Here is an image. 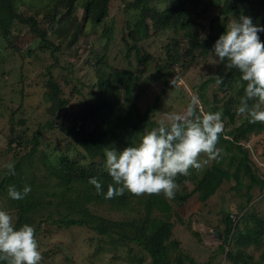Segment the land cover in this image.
<instances>
[{
    "label": "trees",
    "instance_id": "trees-1",
    "mask_svg": "<svg viewBox=\"0 0 264 264\" xmlns=\"http://www.w3.org/2000/svg\"><path fill=\"white\" fill-rule=\"evenodd\" d=\"M23 1L25 0H0V21L5 15H9L12 20L17 19L19 24H27L30 31L44 39L47 30L40 29L39 22L50 20L56 23L54 31L60 39L58 44H52L49 49L52 62L44 67L46 75L44 94L49 101L46 108L48 115H55L57 111L67 108L68 104V99L64 97L61 83L55 78V74L63 77L62 80L70 84L71 81L63 72L66 69L65 65L73 66V64L60 60L59 55L69 47V44L78 42L82 34H85V21H93L101 35L100 41L105 39V42L102 51L96 49L92 58H85L88 66L93 68L94 74L84 75L86 79L75 75L71 89L73 93L78 94L85 87L89 88L91 84H95L99 89V95L92 102L87 101L84 105L81 104L79 111L83 109L84 118H89L93 129L97 128L98 131L108 134L121 145L122 149L136 145L140 136L154 128L155 122L151 119V112L158 101L141 111L137 104V96L133 94L135 76L130 67L132 62L128 60L127 67L113 70L107 60L106 51L112 42V31L115 30L113 19L107 20L109 0L80 1L83 8L82 20L74 15L68 22L64 20L62 23H59L56 17L55 8L66 2L73 4L76 0H51L37 11L26 15L25 18L17 12L19 9L16 6L17 2ZM50 8L54 13L48 11ZM127 8L129 10L125 20L126 28L122 44L125 47L126 58L129 59L133 54L139 64L152 65L154 71H151L150 75L153 81L170 75L174 65H187L183 61H193L199 54L206 56L214 54L213 46L219 36L224 33L230 15L237 19L241 15L249 16L254 24L264 28V0H172L164 7H160L154 0H131ZM212 8H217V13L209 22L210 33L200 39L198 31L203 28L202 18ZM12 25V21L7 23L6 28H2L0 24L1 37L10 46H13L14 41L17 40L16 33L12 31ZM158 35H166L168 39L160 47L157 56L150 59L152 55L145 48L146 42L151 36ZM259 36L264 42V31H261ZM186 43H188L187 46L180 52V45ZM91 60L96 63L91 64ZM224 65L225 62H219L216 72ZM106 68H109L108 71ZM240 75L237 69L226 68L225 73L218 76L223 78V83L219 84L223 88H229L232 82L236 85L235 92L226 96L221 108L222 119L226 118L229 122L234 121L237 114L235 107L236 105L238 107L240 103L236 100V96H244L246 83L240 79ZM210 80H216V76L203 82L200 88ZM115 86H122L123 89L118 99L110 97L111 89ZM198 97L204 98L202 93ZM252 103L249 101L250 105ZM19 120L23 122L22 119ZM72 120L74 121L72 124L75 125L77 113L73 115ZM55 122L56 118H50L45 123H39L36 129L32 130L27 127L18 128L11 124L8 148L14 154L17 153L11 162L14 164L15 175H6L5 168L0 171V210H5L9 214L14 212L15 226L19 228L23 224H29L34 227L35 234L45 231L44 226L52 223L67 227L86 226L101 236L116 239V242L134 243L141 249L138 257L139 264H168L170 249L175 251L181 249L179 241L172 238L173 224L168 218L171 204L163 197V193L136 196L125 191L122 196L105 199L108 185L114 182L103 163L106 156L100 145L99 147L91 146V152L100 155L101 160L93 159L87 146L88 151H82L74 145L72 149L63 148L51 156L39 148L38 134L44 128L57 127ZM72 124L69 127L64 122L62 127L69 137H74ZM262 130H264V123H249L247 118L234 130L225 129L217 144V148L222 150L219 159L213 160L197 176L194 174L189 178L188 175H178L175 181L177 185L192 180L194 187L186 194L175 193L172 199L179 196L184 200L195 195L200 202H205L225 181L233 182L232 189L236 191L245 187L247 194L254 188L263 191L264 176L258 175L257 168L250 164L248 149L243 148L241 144L243 138ZM88 134L80 132L79 138L83 139ZM12 144H15L14 147ZM25 147L28 149L26 150ZM91 177H97L101 182L103 194H97L95 186L89 183ZM9 185H15L20 191L25 185H29L31 191L23 200H13L7 193ZM251 199V195H247L241 215L234 213L232 216L229 211L222 212L224 227L218 230L222 237L218 247L223 251L224 259L231 261L232 264H252L242 256L245 254L243 248L250 245L260 246L264 240V213L254 209L253 204L249 205ZM133 200L138 201L145 210L144 216L138 222L135 219L113 221L93 214L88 207H85L86 202L95 201L109 203L117 210H129L134 207ZM154 209L165 213L166 217L156 219L152 216ZM186 227L198 234L190 228L189 224ZM181 255L178 257L180 264L183 263L184 258L194 263L193 258ZM146 257L150 261L144 263ZM262 260H264V246L257 264H262ZM0 264L5 262L0 261Z\"/></svg>",
    "mask_w": 264,
    "mask_h": 264
},
{
    "label": "rangeland",
    "instance_id": "rangeland-1",
    "mask_svg": "<svg viewBox=\"0 0 264 264\" xmlns=\"http://www.w3.org/2000/svg\"><path fill=\"white\" fill-rule=\"evenodd\" d=\"M19 1V0H18ZM51 0H25L17 2V11L24 18L31 12L37 11L43 5ZM80 1L76 0L73 4L62 3L55 9L59 23L68 20L74 15L82 20L83 8ZM131 0H109L108 1V18L114 21L115 30L111 34V43L106 51V56L113 70H121L127 67L129 60L130 67L135 76V88L133 94L137 96V104L141 111L147 106H151L155 101L156 106L151 112V119L155 122V127L163 120L165 123V114L169 112L183 114L193 96L198 97L200 93L204 98L199 99L198 108L203 111H221L223 100L229 94H233L236 85L232 82L227 89L216 83V80L209 81L204 87L200 88L203 82L213 76H221L225 73L226 67L217 71L219 63L218 57L212 55H197L193 61H183L187 63L185 66L174 65L170 75L153 81L150 72L154 71V67L150 64L141 65L133 54L129 59L125 55V47H123L125 20L127 19L128 3ZM172 0H154L158 2L160 7H164ZM32 7V8H31ZM31 8L30 10H28ZM51 13L53 10L48 9ZM217 13V8H212L202 18L203 28L199 29V38L210 33L209 22L211 17ZM235 18L230 15L227 23ZM12 21V31L16 33L17 40L14 45L10 46L8 42L1 37L0 34V171L4 165L11 163L14 158V152L8 148L9 129L11 124L18 128L36 129L39 123H45L50 118H56L55 128H44L38 134L40 139L39 148L43 149L51 156L63 148L72 149L73 146L79 147L82 151H88L92 154L93 159L101 160L102 157L95 152H91V146L99 147L104 152V148H114L122 151L121 145L106 133L93 129L90 120L85 119V112L81 109L82 105L87 101L92 102L98 95V88L95 84L85 87L78 94L73 93L71 86L74 76L84 77V75L94 74L93 68L89 67L85 58L93 57L94 51L98 49L102 51L103 43L101 35L93 21H85V34L79 38L78 42L69 44L66 50L60 53V60L71 62V65H65L66 69L63 74L71 82L67 84L55 74V78L60 81L64 93V97L68 99L67 108L57 111L55 115H48L46 108L49 101L44 94V67L52 62L49 49L52 44H58L60 39L55 35L56 23L50 20H42L39 22V28L47 30L44 39L39 38L37 34L30 31L27 24H19L18 20H12L9 15H5L0 21L2 28H6L8 22ZM5 30V29H3ZM166 35L151 36L145 48L151 53L153 59L157 56L160 47L167 42ZM180 45V52L187 46ZM96 62L91 60V64ZM109 68H106L108 71ZM178 76L183 83L180 87L174 88L169 81ZM83 79V78H82ZM84 79H86L84 77ZM72 83V84H71ZM110 97L118 99L122 93V86H115L111 89ZM160 96V97H159ZM158 98V100H156ZM242 97H237L240 101ZM234 108V107H233ZM237 108V105L236 107ZM234 108V109H235ZM236 111V109H235ZM77 113V121L74 123L73 115ZM80 113V114H79ZM237 113V112H236ZM69 115V116H68ZM245 116L238 115L234 117L233 122L224 119V130H234L240 123L245 120ZM19 119H22L21 123ZM73 125L74 137H69L63 131V124ZM89 133L85 138H79V133ZM102 133V134H101ZM99 134V135H98ZM105 135V136H104ZM227 137V136H225ZM230 136H228L229 138ZM243 148L248 149L250 164L257 168V173L261 177L264 176V130L258 133H251L241 140ZM15 144H12L14 147ZM58 148V150H56ZM27 150L28 148L25 147ZM200 161L207 159L206 154H201ZM105 161H103L105 165ZM212 161H210L208 166ZM203 167V169H204ZM202 169V170H203ZM202 170L194 168L189 169V178L191 175H198ZM234 183L225 181L215 194L209 197L205 202H200L195 195L186 199L166 200L171 204V212L168 215L172 222V238L179 241V250L170 249L168 255V264H180L178 257L183 254L193 258L194 263L189 262L186 258L182 264H232L231 261L224 259L221 248L218 247L222 237L214 234V230H222L224 223L222 221V212L229 211L230 215L243 213V206L246 204L247 195H251L252 199L249 205L253 204L254 209L264 213V189H252L247 194L246 188L240 191L233 190ZM194 187V181L187 180L177 185L175 193L186 194ZM263 192V193H262ZM83 197V196H82ZM165 197V196H163ZM133 209L117 210L110 206L109 203H100L95 201L86 202L85 207L93 214L100 215L113 221L133 220L139 221L145 214L142 205L136 201H132ZM13 222L16 219L14 212L10 214ZM152 216L156 219H164L165 213L154 209ZM197 231L193 233L191 229ZM45 231L35 234L39 243V251L43 259L40 264H139L140 248L132 242L125 244L116 242V239H110L108 236H101L86 226H63L55 223L44 226ZM221 235V234H220ZM264 246V240L260 246L250 245L244 247L242 256L246 261L257 264L260 252ZM181 255V256H183ZM150 261L145 258L144 263ZM264 264V260H262Z\"/></svg>",
    "mask_w": 264,
    "mask_h": 264
},
{
    "label": "clouds",
    "instance_id": "clouds-1",
    "mask_svg": "<svg viewBox=\"0 0 264 264\" xmlns=\"http://www.w3.org/2000/svg\"><path fill=\"white\" fill-rule=\"evenodd\" d=\"M264 28L253 23L251 17L241 15L233 18L223 34L216 40L213 50L219 62H225L227 69H237L240 79L246 83L244 96L236 108L249 123H264V42L259 33ZM205 38V37H202ZM174 88L183 81L174 76L170 81ZM216 83H223L216 77ZM249 101L253 103L250 105ZM198 97L193 96L183 114L169 112L166 121L140 136L134 146L122 151L104 148L105 168L113 184L108 185L105 199L124 195L125 191L141 196L161 194L167 199L174 198L177 188L176 177L187 176L189 169L202 170L210 161L218 160L221 149L217 148L224 131L221 111H203L198 108ZM207 159L200 161L201 154ZM6 175H15L14 164L4 165ZM89 183L95 186L97 194H103V187L97 177ZM31 191L29 185L18 190L15 185L7 188L13 200H23ZM43 259L35 229L29 224L19 228L12 216L0 210V261L5 264H40Z\"/></svg>",
    "mask_w": 264,
    "mask_h": 264
},
{
    "label": "water",
    "instance_id": "water-1",
    "mask_svg": "<svg viewBox=\"0 0 264 264\" xmlns=\"http://www.w3.org/2000/svg\"><path fill=\"white\" fill-rule=\"evenodd\" d=\"M214 234L217 235L218 237H221V235H220L218 230H214Z\"/></svg>",
    "mask_w": 264,
    "mask_h": 264
}]
</instances>
